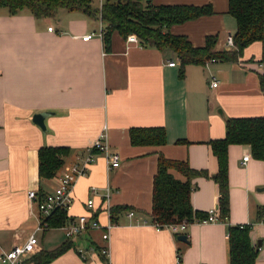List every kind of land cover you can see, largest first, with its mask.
Masks as SVG:
<instances>
[{
  "label": "crops",
  "instance_id": "obj_1",
  "mask_svg": "<svg viewBox=\"0 0 264 264\" xmlns=\"http://www.w3.org/2000/svg\"><path fill=\"white\" fill-rule=\"evenodd\" d=\"M152 5H210L213 15L173 25L168 31L186 37L194 47H202L207 36L216 35V50H230L225 41L233 36L236 22L228 13V0H152ZM2 10L0 255L37 233V254L53 251L66 241L72 244L48 264H229L227 227L248 225L252 246L257 249L261 244L255 264H264V216L259 220L257 214L259 207L264 208V161L253 159L248 146L230 145L227 150L226 222H195L180 234L157 230L150 222L159 155L205 171L207 177L191 182L190 202L199 214L218 212L220 195L212 179L217 162L209 142L224 138L226 119L264 118L260 82L264 71L258 67L264 63V31L263 40L246 47L237 62L187 65L180 76L179 60L169 50L128 41L117 32L106 49L98 36L104 30L99 17L61 9L52 18L36 19L26 10L14 16ZM89 34L93 36L83 41ZM170 62L175 65L169 66ZM213 79L216 87L211 86ZM38 113L48 114L45 131L32 121ZM104 127L119 164L109 171L103 154L94 152L85 175L73 184L67 217L91 215L101 227L106 226L109 220L100 207L104 189L109 187L110 208H125L114 222L109 242L101 239L100 230L70 240L60 228L35 233L43 217L27 193H51L61 173L80 163ZM157 127L164 129V145L130 143V130ZM41 147H66L69 154L57 177L40 182L37 154ZM245 156L249 159L243 164ZM51 182L54 186L47 190L45 185ZM92 187L96 194L91 193ZM90 198L92 210L86 206ZM129 211L134 212L132 218ZM181 235L187 243L177 240ZM106 245L107 258L98 251Z\"/></svg>",
  "mask_w": 264,
  "mask_h": 264
},
{
  "label": "trees",
  "instance_id": "obj_2",
  "mask_svg": "<svg viewBox=\"0 0 264 264\" xmlns=\"http://www.w3.org/2000/svg\"><path fill=\"white\" fill-rule=\"evenodd\" d=\"M92 0H0V9H6L11 16L28 10L36 19L54 17L61 9L81 11L92 17H99L104 26L102 40L109 48L113 32L127 38L133 35L143 46L171 51L179 60L182 76L187 65H205L210 61L237 62L242 51L249 45L263 40L264 0H228V13L236 22L232 36L234 47L230 50H216L217 36L209 35L202 47H194L184 36L169 33L173 25H180L200 17L213 15L210 5L206 6H170L152 5V0H104L99 9L91 5ZM264 86V78L260 80ZM132 145L162 146L165 143L163 128H136L129 132ZM230 145H245L250 148L253 159L264 161V118H230L225 120V136L212 140L209 146L216 158L217 170L212 176L219 193L218 218L226 222L229 215L228 154ZM97 152V151H96ZM69 154L66 147H41L38 150V178L46 181L58 176ZM171 171L178 172L184 180L176 179ZM207 177L205 171L194 170L186 162L172 161L159 155L157 173L153 180L152 207L150 222L160 229L170 225L201 223L207 215L193 210L190 202L192 180ZM45 193L39 190V198ZM125 208H110L114 223ZM259 220L263 219L264 208L257 211ZM68 220L64 211H56L45 217L47 229L63 226ZM251 227L228 226L229 264H255L258 250L253 247L249 233ZM69 241L53 251L36 254L35 264H48L68 248ZM101 254V250L98 249Z\"/></svg>",
  "mask_w": 264,
  "mask_h": 264
},
{
  "label": "built area",
  "instance_id": "obj_3",
  "mask_svg": "<svg viewBox=\"0 0 264 264\" xmlns=\"http://www.w3.org/2000/svg\"><path fill=\"white\" fill-rule=\"evenodd\" d=\"M104 0H97L98 8L100 9L103 5ZM49 31L52 30L51 27L48 28ZM103 30H100L98 33L99 38H102ZM93 35L89 34L82 37L83 41L89 40ZM128 41L137 42L136 37L133 35L127 37ZM226 47L232 49L234 47L232 36H228L226 39ZM174 62H170L169 66H174ZM259 69L264 71V63H260L258 65ZM217 81L213 79L211 83L212 87H216ZM101 152L106 161L107 170H113L120 161L119 155L110 151L109 145L106 141V127H104L99 134L97 140L87 149V155L80 161V163L72 164L68 170L61 173L58 177V185L51 192L46 193L43 198H39V192L35 190H31L27 193V198L30 202L35 203L37 212L43 217L40 220L35 233L43 231L47 229V223L43 222L45 217L52 215L56 211H64L66 214L71 209V205L73 202L71 196V190L74 182L80 176H84L88 166L94 161V152ZM249 159L248 156L243 158V164ZM92 194L97 193V189L92 187L90 189ZM110 188L106 187L104 189V194L102 195L103 201L100 208L104 212H106L109 223L101 227L96 218L86 215L78 216L76 218L68 217L67 222L60 227L63 230L64 235L67 240L73 239L77 236L88 232L89 230H100L101 239L106 243L109 242L110 233L115 224L111 220L110 213ZM86 206L89 210L94 209V201L92 198L86 201ZM134 216L133 211L128 212V217L132 218ZM220 221L218 218L217 210H210L208 212V216L201 223H212ZM188 224L182 222L180 224L170 225L166 227L173 234H180L186 228ZM157 230L160 228L157 225H154ZM242 227V226H241ZM37 246L38 240L35 234L30 235L27 240L22 244L13 245L8 251L3 252L0 255V264H35L32 261V258L37 254ZM78 253L80 256L83 254V250L79 249ZM101 253L107 258L109 256V248L106 245L105 248L102 249Z\"/></svg>",
  "mask_w": 264,
  "mask_h": 264
},
{
  "label": "water",
  "instance_id": "obj_4",
  "mask_svg": "<svg viewBox=\"0 0 264 264\" xmlns=\"http://www.w3.org/2000/svg\"><path fill=\"white\" fill-rule=\"evenodd\" d=\"M47 113H38L35 114L32 118L33 123L38 126L42 131H45V124L44 120L47 117ZM177 240L183 243H187V237L185 235H181L177 237ZM261 247V244H258L257 250H259Z\"/></svg>",
  "mask_w": 264,
  "mask_h": 264
},
{
  "label": "rangeland",
  "instance_id": "obj_5",
  "mask_svg": "<svg viewBox=\"0 0 264 264\" xmlns=\"http://www.w3.org/2000/svg\"><path fill=\"white\" fill-rule=\"evenodd\" d=\"M91 5L93 6V7H96L97 8V5H98V3H97V0H92V2H91ZM1 10V9H0ZM3 12H5V13H7V15H8V12H7V10H2ZM26 11H28V10H26ZM29 12V11H28ZM30 14V13H29ZM31 15V14H30ZM93 18V17H92ZM96 21H94L93 22V24L95 25L96 24V26L98 25V19H95ZM53 23V22H52ZM225 43H226V41H225ZM43 183H41V188L43 189ZM54 185H53V182H51V183H48V184H46L45 185V187H46V189L48 190L49 188H52ZM36 236L37 237H39L40 236V234H37L36 233Z\"/></svg>",
  "mask_w": 264,
  "mask_h": 264
}]
</instances>
